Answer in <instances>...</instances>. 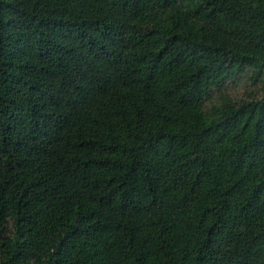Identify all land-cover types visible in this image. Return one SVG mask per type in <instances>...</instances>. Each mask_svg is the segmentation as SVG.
Wrapping results in <instances>:
<instances>
[{
	"label": "trees",
	"instance_id": "trees-1",
	"mask_svg": "<svg viewBox=\"0 0 264 264\" xmlns=\"http://www.w3.org/2000/svg\"><path fill=\"white\" fill-rule=\"evenodd\" d=\"M179 1L0 0V264H256L264 87L226 88L264 72V0L129 34ZM213 107L249 126L219 154Z\"/></svg>",
	"mask_w": 264,
	"mask_h": 264
},
{
	"label": "rangeland",
	"instance_id": "rangeland-1",
	"mask_svg": "<svg viewBox=\"0 0 264 264\" xmlns=\"http://www.w3.org/2000/svg\"><path fill=\"white\" fill-rule=\"evenodd\" d=\"M196 1L194 0H180L176 5L156 4L152 5L147 13L138 18L137 21L130 23L129 34L134 36L137 34L139 37H143L144 34L150 33L151 29H156L158 25H164L167 27H179L184 30L198 33L200 30L214 29L220 30V25H214L208 23L204 18L197 15L194 11ZM259 65V64H258ZM258 73V75H257ZM264 87V72L261 67H257V72H251L235 85L227 87V92L234 97V99H248L249 96L257 95L262 92ZM214 107L207 113V118L210 121H216L222 123L221 130L227 132L228 136L224 140L223 144L218 148V154L223 148L228 147L230 141L237 137L246 138L249 135V126L245 120L240 125L234 126L233 124L223 123L220 116L213 112ZM252 220V219H250ZM254 222L260 224L258 219H254ZM243 229L244 225H239ZM220 243V242H219ZM219 254L223 262L229 260V251L224 243H220ZM256 264H262L264 262V247L259 250L257 256L254 258Z\"/></svg>",
	"mask_w": 264,
	"mask_h": 264
}]
</instances>
